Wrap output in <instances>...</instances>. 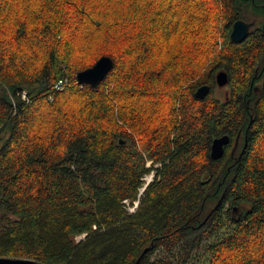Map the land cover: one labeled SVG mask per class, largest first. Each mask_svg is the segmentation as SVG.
<instances>
[{
	"label": "trees",
	"instance_id": "16d2710c",
	"mask_svg": "<svg viewBox=\"0 0 264 264\" xmlns=\"http://www.w3.org/2000/svg\"><path fill=\"white\" fill-rule=\"evenodd\" d=\"M237 18L255 20L241 42ZM225 221L208 264H264V0H0V256L184 264Z\"/></svg>",
	"mask_w": 264,
	"mask_h": 264
},
{
	"label": "water",
	"instance_id": "95a60500",
	"mask_svg": "<svg viewBox=\"0 0 264 264\" xmlns=\"http://www.w3.org/2000/svg\"><path fill=\"white\" fill-rule=\"evenodd\" d=\"M255 20L249 21L242 18H237L233 21L230 30V38L235 42H241L249 33V29L254 25ZM113 58L107 54L99 56L91 65L78 70L76 72V81L80 84L88 83L92 87H95L100 80H102L106 73L113 66ZM215 81L217 85H225L228 81V74L225 70H219L215 75ZM209 85L202 84L195 90V95L198 97H204L209 92ZM238 136H236L235 143ZM229 142L228 134H221L213 137L210 144V155L212 158H219L224 153V147ZM235 146V145H234ZM233 146V148H234ZM146 249H144L145 251ZM143 251V252H144ZM0 264H39L35 259L20 258V257H3L0 256Z\"/></svg>",
	"mask_w": 264,
	"mask_h": 264
},
{
	"label": "rangeland",
	"instance_id": "374dc122",
	"mask_svg": "<svg viewBox=\"0 0 264 264\" xmlns=\"http://www.w3.org/2000/svg\"><path fill=\"white\" fill-rule=\"evenodd\" d=\"M176 3H177V0H176ZM66 81L67 80L65 79L63 80L62 86L64 85ZM227 84L215 85L213 88L214 96L219 97V98H225L226 93L229 92V85ZM44 115H45V109H43L41 112L38 113L39 120L44 119L43 118ZM150 161L151 159H148L147 163H150ZM148 174L146 173V175ZM225 208L226 206H224V209ZM240 209L236 211H240ZM231 228H232V224L229 221H225L224 225L221 228L213 229L211 234L205 233L199 245H197L195 248H193L189 252L184 264H208L209 255L207 251V245L210 242L218 239L219 237H222L223 235L227 234L231 230ZM183 254H184L183 249H181V247L178 246V247L173 248L171 251H167L164 248H158L157 250L154 251V253L152 254V257L163 256L169 260L173 259V261H176L179 258V256Z\"/></svg>",
	"mask_w": 264,
	"mask_h": 264
},
{
	"label": "built area",
	"instance_id": "2783aa9c",
	"mask_svg": "<svg viewBox=\"0 0 264 264\" xmlns=\"http://www.w3.org/2000/svg\"><path fill=\"white\" fill-rule=\"evenodd\" d=\"M62 84H63V81L59 79L57 81V84H56L55 87H57L58 89H60V88L63 87ZM22 97L23 98L26 97L25 91H22ZM152 176H153V172H150L148 175L143 176L144 182L139 187V191H138L137 197L132 202H130L128 199H124V201H123L124 206H125V208L127 209V211L129 213L134 212L136 210L137 205H138V202H139V196H140L141 192L143 191V189L145 188L146 184L152 179ZM78 237L79 236H76V238H78Z\"/></svg>",
	"mask_w": 264,
	"mask_h": 264
},
{
	"label": "flooded vegetation",
	"instance_id": "af4514ba",
	"mask_svg": "<svg viewBox=\"0 0 264 264\" xmlns=\"http://www.w3.org/2000/svg\"><path fill=\"white\" fill-rule=\"evenodd\" d=\"M228 82H229V81H228ZM228 82H227V83H228ZM227 83H226V84H227ZM229 93H230V92H227V93H226V96H228V95H229ZM232 152H233V151H232Z\"/></svg>",
	"mask_w": 264,
	"mask_h": 264
}]
</instances>
